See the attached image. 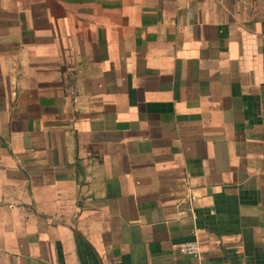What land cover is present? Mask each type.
I'll return each mask as SVG.
<instances>
[{
    "label": "crops",
    "instance_id": "1",
    "mask_svg": "<svg viewBox=\"0 0 264 264\" xmlns=\"http://www.w3.org/2000/svg\"><path fill=\"white\" fill-rule=\"evenodd\" d=\"M197 262L264 264V0H0V264Z\"/></svg>",
    "mask_w": 264,
    "mask_h": 264
},
{
    "label": "built area",
    "instance_id": "2",
    "mask_svg": "<svg viewBox=\"0 0 264 264\" xmlns=\"http://www.w3.org/2000/svg\"><path fill=\"white\" fill-rule=\"evenodd\" d=\"M174 248L177 253L181 255L193 256L196 257V259L198 260L200 259V250L196 241H188L176 244L174 245ZM196 264H200V262H197Z\"/></svg>",
    "mask_w": 264,
    "mask_h": 264
}]
</instances>
